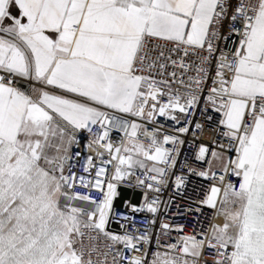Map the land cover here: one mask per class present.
<instances>
[{"label": "snow or ice", "instance_id": "1", "mask_svg": "<svg viewBox=\"0 0 264 264\" xmlns=\"http://www.w3.org/2000/svg\"><path fill=\"white\" fill-rule=\"evenodd\" d=\"M210 111L226 142L188 172L221 222L156 232L180 137ZM157 117L182 126L161 139ZM133 179L143 229L115 218ZM0 264H264V0H0Z\"/></svg>", "mask_w": 264, "mask_h": 264}, {"label": "built area", "instance_id": "2", "mask_svg": "<svg viewBox=\"0 0 264 264\" xmlns=\"http://www.w3.org/2000/svg\"><path fill=\"white\" fill-rule=\"evenodd\" d=\"M210 115H213L214 119L211 122L205 120L203 116L198 112L195 116V121L200 122L205 125L203 131H197L194 129V125L192 126V130L186 134L182 135L180 139L184 140L185 143L183 145L178 146L179 156L178 162L175 169L170 170V172H174L175 175H184L187 179V184L185 189L183 190V195H176L173 182L175 180V175L170 176L168 187L162 189V191L158 194L161 201V214L159 215L157 225L155 227V231L159 232V222L166 221L172 225H184L186 232H191L194 228L199 231L201 227L207 229L212 223H218L219 218L215 214V209L209 208L207 206H201L198 202L204 198L209 187L214 183L212 180H206L202 177L189 174L188 169H194L196 171L206 170L207 165L195 159L196 153L198 151V147L200 144L208 145L210 148L213 147L212 141L218 140L220 142H226L224 137L217 135V123L219 120V115L216 113L209 112ZM140 122V121H138ZM162 126V127H161ZM182 125H175L174 122L164 118L157 117V121L155 124H149V129L151 128H160L161 139L162 134H176L175 128ZM222 130V129H221ZM193 131H195V135H193ZM122 132L113 131L112 140L114 143H119V141L123 138ZM141 140L145 143H148V140L141 136ZM86 144V140L82 142L81 149H84V145ZM165 147L171 148L172 145H165ZM91 154V153H86ZM210 158V157H209ZM77 171H81L82 169L77 167ZM137 175H140L137 172ZM119 188H124L130 191V193H139L141 195V201L138 204L132 205H140L143 202V190L140 187H136L134 184V179L132 183L125 181ZM118 188V189H119ZM78 191H83L82 189H77ZM93 196H97L98 194L93 191ZM153 193H149V199L154 197ZM172 198L170 201L169 198ZM130 201V200H127ZM168 205L167 212L165 213L164 206ZM180 205L181 208L191 205L193 208L200 207L201 211L191 212L189 214L181 215L178 213L176 205ZM116 209V220L124 222L123 217L125 215L135 216V224L137 227L143 229L146 227L145 220L151 218V214L146 212L144 213H132L129 207L125 206V202L121 207H114ZM199 222V223H197ZM112 228L114 230L119 229V224L113 223ZM178 234L176 232L171 233L172 241L174 242L176 236ZM162 239H167L162 237ZM155 248L153 247V251Z\"/></svg>", "mask_w": 264, "mask_h": 264}, {"label": "trees", "instance_id": "3", "mask_svg": "<svg viewBox=\"0 0 264 264\" xmlns=\"http://www.w3.org/2000/svg\"><path fill=\"white\" fill-rule=\"evenodd\" d=\"M119 192V196L117 197V199L114 202V207H121L122 204L126 201V200H130V202H132V204H138L139 200H140V194L139 193H130L129 190L124 189V188H119L118 189Z\"/></svg>", "mask_w": 264, "mask_h": 264}, {"label": "crops", "instance_id": "4", "mask_svg": "<svg viewBox=\"0 0 264 264\" xmlns=\"http://www.w3.org/2000/svg\"><path fill=\"white\" fill-rule=\"evenodd\" d=\"M214 170H215V169H214ZM126 201H127V200H126ZM140 201H141V196H140V200H139V202H140ZM114 202H115V201H114ZM139 202H138V203H139ZM131 203H132V202H131ZM136 204H137V203H136Z\"/></svg>", "mask_w": 264, "mask_h": 264}, {"label": "bare ground", "instance_id": "5", "mask_svg": "<svg viewBox=\"0 0 264 264\" xmlns=\"http://www.w3.org/2000/svg\"><path fill=\"white\" fill-rule=\"evenodd\" d=\"M219 222H221V221H220V218H219V220H218V223H219Z\"/></svg>", "mask_w": 264, "mask_h": 264}, {"label": "rangeland", "instance_id": "6", "mask_svg": "<svg viewBox=\"0 0 264 264\" xmlns=\"http://www.w3.org/2000/svg\"><path fill=\"white\" fill-rule=\"evenodd\" d=\"M115 206V205H114ZM221 221V220H220Z\"/></svg>", "mask_w": 264, "mask_h": 264}]
</instances>
